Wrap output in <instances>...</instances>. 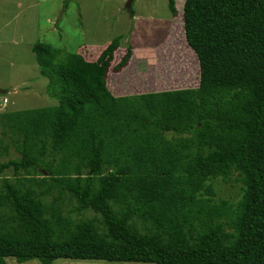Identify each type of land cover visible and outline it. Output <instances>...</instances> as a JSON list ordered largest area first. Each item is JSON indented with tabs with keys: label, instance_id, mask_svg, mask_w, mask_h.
I'll return each mask as SVG.
<instances>
[{
	"label": "trees",
	"instance_id": "16d2710c",
	"mask_svg": "<svg viewBox=\"0 0 264 264\" xmlns=\"http://www.w3.org/2000/svg\"><path fill=\"white\" fill-rule=\"evenodd\" d=\"M182 15L166 45L187 78L198 64L193 88L113 96L109 67L131 54L119 37L95 60L32 45L55 103L0 112V156L19 153L0 162L14 177L0 185V264H264V0H184ZM233 174L241 198L215 201L210 179ZM65 193L99 217L73 218Z\"/></svg>",
	"mask_w": 264,
	"mask_h": 264
},
{
	"label": "rangeland",
	"instance_id": "374dc122",
	"mask_svg": "<svg viewBox=\"0 0 264 264\" xmlns=\"http://www.w3.org/2000/svg\"><path fill=\"white\" fill-rule=\"evenodd\" d=\"M175 1V7L178 9L176 19L180 16L183 0ZM128 2L129 0H0V112L55 103L47 90L48 78L41 75L31 49L35 42H46L60 48L63 53L77 52L80 47L87 46L86 52L85 49L82 50L87 60L93 58L91 51L97 53L100 46L109 43L115 37H119V48L123 50L130 45H144L149 48L158 45L169 32L172 13L168 0H131L130 10L127 9ZM172 44V49L182 45L181 41L176 40ZM167 47L166 44H162L156 52L151 53V56L144 53L132 62L133 70L130 71L129 68L130 72L125 76L129 79L128 83L137 89L135 92L133 90L128 92L148 91L144 87L145 81L152 77L154 72L158 76V70L164 73L163 78L158 77L161 79L158 84L160 88L156 85L154 89L156 92L197 87L198 72L197 75L187 78L182 73L184 67L180 66L181 69L178 71V62L181 60L177 58L181 57V53L177 51L168 53ZM161 60L163 63L167 62L168 68L162 67ZM148 62L150 64L147 67L145 64ZM16 157H19V153L12 146L0 156V162ZM4 175L10 176V180L14 178L12 168L0 173V185ZM210 183L215 201L227 199L236 203L242 196L243 184L237 174H233L227 180L213 177ZM63 197H66L64 210L73 218L99 217L90 209L77 212L74 210L75 200L69 199L67 193ZM5 260L6 264H40L38 259L17 262L14 257L7 256ZM52 264L153 263L57 258Z\"/></svg>",
	"mask_w": 264,
	"mask_h": 264
},
{
	"label": "crops",
	"instance_id": "0c3cea01",
	"mask_svg": "<svg viewBox=\"0 0 264 264\" xmlns=\"http://www.w3.org/2000/svg\"><path fill=\"white\" fill-rule=\"evenodd\" d=\"M184 1V0H183ZM182 1V2H183ZM176 2V1H175ZM183 7V6H182ZM171 10V9H170ZM178 13V9H176ZM172 13V11H171ZM178 15V14H177ZM176 14L174 15L173 13L171 14V19L169 22V32L167 33V35L161 40V42H159L158 45H155L154 47L151 46V48H149L148 46H144V45H130L131 47V54L130 57L128 58L127 62L125 63V65H123L120 69L118 70H114L112 69V67H109L108 70V74L106 77L107 80V87L109 89V91L111 92V94L113 96L119 97V96H130V95H136L139 94L141 92L145 93V92H156V90L154 91V89L156 88V85L160 84V80L159 78H163L162 74L164 73V71L161 73V71L158 70V76H156L157 74H155L152 77H150L147 81H145V90L148 91H141L138 93H131L128 91L133 90V92H135L137 88H135L136 86H133L132 84L128 83L127 76H125V74L127 72H130L133 70V66H131L132 62H134L136 59H138L139 57H141L142 55H144V53L146 55H150L151 53L153 54L154 52H156V50L162 45V44H167L168 42H170V40H172L173 38L171 37L172 34V28H173V24L175 21V16H177ZM179 17V16H178ZM180 17H181V26H182V31H183V15H182V10L180 13ZM177 18V17H176ZM184 34V31H183ZM185 39V38H184ZM185 41V40H184ZM186 42V41H185ZM108 44L105 43L102 46H100L98 52L95 54V56H93L92 60L97 59L99 53L101 52L102 49H104L106 47V45ZM187 44V43H186ZM188 45V44H187ZM88 47L87 46H83V48L80 47V49H78V53L82 54L83 56L85 55V53L82 51L86 49ZM119 48V47H118ZM190 48V47H189ZM92 49V48H91ZM121 50V52L123 51L122 48H119ZM94 52V51H91ZM122 56V53H119L118 57ZM150 62H148L147 64H145L146 66L149 65ZM152 65V64H151ZM148 67V66H147ZM153 67V65H152ZM131 68V70L129 71L128 69ZM198 68V65H197ZM147 69V68H146ZM145 69V70H146ZM149 69V68H148ZM150 70V69H149ZM147 70V71H149ZM198 74H199V70H198ZM161 75V76H160ZM159 77V78H158ZM144 84V82H143ZM160 85L157 86V88ZM175 89H181V88H175ZM171 90V89H170ZM173 90V89H172Z\"/></svg>",
	"mask_w": 264,
	"mask_h": 264
},
{
	"label": "water",
	"instance_id": "95a60500",
	"mask_svg": "<svg viewBox=\"0 0 264 264\" xmlns=\"http://www.w3.org/2000/svg\"><path fill=\"white\" fill-rule=\"evenodd\" d=\"M130 2H131V0H129V2L127 3V9L128 10H130V8H129L130 7ZM2 91L4 92V90H2Z\"/></svg>",
	"mask_w": 264,
	"mask_h": 264
}]
</instances>
